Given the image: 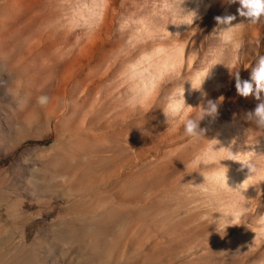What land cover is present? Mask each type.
I'll use <instances>...</instances> for the list:
<instances>
[{
	"label": "rangeland",
	"instance_id": "374dc122",
	"mask_svg": "<svg viewBox=\"0 0 264 264\" xmlns=\"http://www.w3.org/2000/svg\"><path fill=\"white\" fill-rule=\"evenodd\" d=\"M0 5L5 8L0 13V47L5 44L4 49L7 48L9 54L4 57H9L8 63H13L12 68L21 77L18 82L13 80L7 83L8 86L0 81V120H3L8 112V103L14 104L19 96L26 97L33 89L44 88L45 91H53L60 84L58 76L61 75V82L65 81L60 84L63 93L77 91L73 92V95L80 96L85 103L93 105L95 112H100L99 115L102 112H109V115L112 113L113 121L117 124L121 122L125 126L123 139L120 136L122 140H119L124 151L122 157L123 154L127 155L125 159L130 160L127 162L124 159L126 168L140 164L142 168L150 164H154V168L162 167L153 176L155 188L190 180L189 174L193 170L197 171L200 167H203L202 170H208V167L219 165L220 160H225L221 161V164L228 171H224L235 172L236 175H241L242 179L245 177V182L243 188L238 187L235 204L227 203L231 194L228 192H232V188L227 191L220 190L218 195L221 199L217 201L219 203L226 200L230 212L227 214L245 206L248 210L234 225L226 223L225 217L229 215L222 214L225 220L219 218L217 226L221 220L225 223L216 227L215 237L212 235L213 238L211 236L205 241L208 250L204 249L203 253L197 254L204 256L207 252L206 258L204 256L207 260L216 252L215 249L219 252L227 248L231 244L230 241L250 237L253 244L248 243V251L242 250L245 251L243 255L233 261L237 264H264V234H258L253 239L252 232L258 217L264 213V128L257 129L252 122L244 118V114L252 110L259 101L252 95L246 98L238 96L234 78L238 72L241 80H249L256 60L264 56V20L253 24L240 16L237 13L240 8L238 0H0ZM226 15L234 16L232 25H238L232 30L230 38H221L213 31L217 27L214 17ZM36 46L39 51L34 53L32 50ZM23 47L32 49L33 53L29 50L23 51ZM21 52L22 57L19 56L22 55ZM5 58L0 57V80L7 77L4 71L7 69ZM167 58L169 61H166ZM204 69L211 70L200 91H191L190 85L185 82V102L195 108L198 105L206 106L211 100L217 103V110L214 116H205L199 122V128L204 130L203 139L189 138L184 135L182 126L173 129L166 123L162 109L173 88L190 78L195 71ZM63 73H69V76ZM64 75L68 77H63ZM12 90L19 95L13 92V100L10 97ZM130 98L135 107L131 106ZM260 99L264 100V93L260 94ZM113 106H116V111ZM188 111L194 118L200 114L199 107L189 108ZM29 132L28 137L12 150L5 151L8 149L4 144L5 140H0V178L13 186L14 191L20 189L19 193L15 192L14 203L12 202L15 208L13 216L18 219L17 221L13 217L17 221V225L16 221L13 222V227L18 230L15 235L25 236L26 242L31 241L38 227L39 230L42 228L45 233H49L54 221L56 224L66 218L64 208H61L63 206H59L61 201L52 195V198L45 197L44 191H29L26 180L29 178L27 165L38 154V148L50 145L53 137L50 126L40 129L37 134H34L32 129ZM214 138L220 145L224 144V147L231 144L232 151H237L239 159L227 160L231 157L229 151L224 149L219 153H208L206 160L210 162L200 167L192 166L190 161L207 143L205 140ZM20 156L24 158L25 163L21 162ZM201 183L206 186L202 181ZM201 188L202 186L198 190L203 192ZM32 191L38 193L34 195L36 199H31L33 196L25 193ZM43 194L45 199L40 197ZM20 195L21 197H16ZM186 196L190 198V195ZM180 197L181 200L185 198ZM20 200L23 203L20 202L19 206L17 202ZM38 201L41 203L38 204ZM201 202L204 201L196 199L188 205L193 209V214L201 215L197 216L199 221L211 222L216 208L207 203L204 207ZM222 206L221 209L224 210ZM202 207L206 210L203 211ZM196 210L199 211L195 212ZM56 217L57 219L52 220ZM20 231H24V235L19 234ZM224 235H227V239L222 241ZM232 237L234 238L231 239ZM210 245L215 247L212 252L209 251Z\"/></svg>",
	"mask_w": 264,
	"mask_h": 264
},
{
	"label": "bare ground",
	"instance_id": "6f19581e",
	"mask_svg": "<svg viewBox=\"0 0 264 264\" xmlns=\"http://www.w3.org/2000/svg\"><path fill=\"white\" fill-rule=\"evenodd\" d=\"M0 8L1 13L5 8H3V5H0ZM4 45L2 44L0 47L1 58H5L4 56L9 54L7 53V48L4 49ZM37 46L33 50L26 47L24 49L23 47V51L32 50L35 53L37 50L39 51ZM18 50L20 49L18 48ZM19 56L22 57L23 53L22 55L19 54ZM7 58H5L7 69L4 70L7 77L5 80H0L5 86L13 80L18 82L21 78L20 74L12 68L13 63L9 64ZM11 60L13 61L14 59L12 58ZM166 61H169V59L167 58ZM16 65L18 64L16 63ZM2 74L4 75V73ZM63 74L68 75L69 73ZM65 75L63 77H66ZM21 76L22 81H24L22 74ZM59 76V83H64L65 79L62 78L64 82H61V75ZM60 84L55 88L53 87L54 90H50L51 92L45 91L44 88L30 90L31 93L26 95V97L25 95L20 97L12 90L11 100L14 99L13 92L19 98L14 104L11 103V105L13 104L12 106L8 103L6 109L9 113L6 112L5 117H1L3 120H0V140H5L4 144L8 148L5 151L12 150L28 137L31 129L34 134H37L36 132L40 129L51 127L52 143L47 147L38 148V154L31 161L28 158L27 162L30 161V163L27 165L29 167L26 171L29 178L24 179L28 180L29 191L36 190L39 193L44 191L47 196L45 194L40 195L42 199L44 195L50 198H52L50 196L52 195L56 200L61 201L62 205L59 204V206H63L61 208H64L66 215L62 210L60 212H63L66 218L61 219L62 221L56 224L55 221H52L55 225L53 224V227L50 226L51 230L48 228L50 230L49 233H45L46 231L42 228L39 230L38 227V230L35 229L36 232L32 236L31 241L26 242L25 236L15 235V231L18 230H14L13 227L15 224L17 225L18 221L17 216H13V199H15L16 191H14L15 189L13 190V186L11 187L8 182L0 178V264H237L233 260L240 258L247 250L248 243H252L250 237L248 239L246 237L244 239H235L232 242L229 239L231 244L227 248L219 252L217 251L218 249H215L216 252L212 256L208 255L210 259L208 257L207 260L205 259L207 252L204 253L205 258L197 253H203L208 250L205 241H208L207 238L212 235L215 237L216 227L225 223V221L222 222L221 220L217 226L218 217L224 219L222 214L229 215L227 214L229 212V208H227L229 204L227 205V203L231 202L230 204L232 205L236 203L237 198L235 199V197L238 196V187H242L245 177L242 179L241 175H236L235 172L230 171L231 173L228 172L226 174L228 184L224 180L214 179L205 182L206 186L201 185V181L204 182L201 175L219 166L213 165L208 167V170H202L203 167H200L197 171L193 170L189 174L191 175L190 180L186 179V181L171 185H157L158 187L155 188L156 183L154 184L152 179L154 174H157L156 171L162 167L154 168L152 167L154 164H150L142 168L139 163V166L126 168V164L124 165L125 161L128 162L129 159L126 160L127 155L125 156L124 154L122 157V152L124 151L121 149L122 144L119 137L125 134V126L121 122L117 124L116 121H113L114 117L111 116V111L110 115L109 112H106V114L102 112L99 115L100 112H95L93 105L85 103L80 96L76 97L75 94L73 95L74 91L71 92L72 94L68 93L70 94L69 96L63 93V87L61 88ZM144 89L146 90V88ZM42 95L48 97V101L44 105L37 103V97ZM116 106H113L115 111ZM116 116L118 117V115ZM23 159L21 162H24ZM187 164L189 165V163ZM23 170L25 171V169ZM200 185L203 192L198 190L201 187ZM229 188L233 190L228 192L231 194L227 203H225L226 200L218 203L217 199H221L218 192L220 190L227 191ZM173 189L175 191H171ZM25 193L28 196H33L31 199H36L34 195L38 194L33 193V191ZM186 195H190V198ZM180 196H185V198L181 200ZM16 197H21V195ZM196 199L204 201L201 202L204 207L206 206L204 205L205 203L215 206L214 215L211 213L213 215L211 222L209 220H207L209 222L199 221L200 218L197 216L200 214L192 213L193 209L191 210V206L188 203L191 204ZM234 200L236 201L234 202ZM40 201H38V204ZM20 202L21 200L17 203L19 204ZM54 202L57 201L54 200ZM221 206L224 207V210L221 209ZM210 207L212 208V206ZM16 209L19 208L16 207ZM205 210L206 208L203 211ZM198 211L196 210L195 212ZM203 213L205 214V212ZM55 219L57 217L52 220ZM24 233L23 231L21 234L24 235ZM224 239L226 240L227 238H222V241ZM212 246L210 245L211 248H209L211 252L215 248ZM201 257L204 259H201Z\"/></svg>",
	"mask_w": 264,
	"mask_h": 264
},
{
	"label": "clouds",
	"instance_id": "9594fccd",
	"mask_svg": "<svg viewBox=\"0 0 264 264\" xmlns=\"http://www.w3.org/2000/svg\"><path fill=\"white\" fill-rule=\"evenodd\" d=\"M238 2L240 4V8L237 9V13L240 16L247 18L248 22L255 24L261 20H264V0H238ZM234 19L235 17L232 15L214 17L217 27L214 28L213 31L217 32L221 38H230L232 30L238 25H232V21ZM211 69L197 70L190 78L186 79L179 86L173 88L162 109V113L166 118V123L173 129L182 126L183 133L186 137L202 138V133L204 130L199 128V122L203 120L205 116H214L217 110V103L209 100L206 106H196L195 108L199 107L200 114L198 117L194 118L190 115L188 109L195 108L187 105L185 102L184 84L187 82L190 85L191 91H200L201 86L209 75ZM234 78L235 90L238 96L246 98L249 95H252L256 100L259 101L252 110L247 111L244 114V118L247 121L252 122L257 129L264 128V100L260 99V94L264 93V56H260L256 60L255 66L251 70L249 80H241L238 72L234 75ZM47 101V96L42 95L37 97V103L40 105L46 104ZM130 104L133 107L136 106L134 103H131V98ZM205 141H207V143L204 145L202 150L197 153L190 161L192 166L200 167L202 164H206L208 162L206 160V156L209 152H219L222 149H227L229 151L231 158L227 160L236 161L239 159L236 155L237 151H232V147H230L231 144H229L228 147H224L221 146L220 142L216 139ZM221 161L225 160H220L218 167L206 171L203 173V175H201L204 180L203 183L214 179H221L227 183V172L224 171L227 168L222 166ZM247 168L250 170L249 167ZM247 210L248 209L245 206L234 213L229 214V216L226 218V223L234 225L238 218L243 216ZM252 232L254 233L253 239H255L258 234H264V213L258 217L256 227L252 230Z\"/></svg>",
	"mask_w": 264,
	"mask_h": 264
}]
</instances>
